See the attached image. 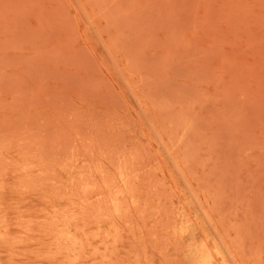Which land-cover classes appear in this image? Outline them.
Wrapping results in <instances>:
<instances>
[{
    "label": "rangeland",
    "instance_id": "obj_1",
    "mask_svg": "<svg viewBox=\"0 0 264 264\" xmlns=\"http://www.w3.org/2000/svg\"><path fill=\"white\" fill-rule=\"evenodd\" d=\"M188 213L264 260V0H0V264H189Z\"/></svg>",
    "mask_w": 264,
    "mask_h": 264
},
{
    "label": "bare ground",
    "instance_id": "obj_2",
    "mask_svg": "<svg viewBox=\"0 0 264 264\" xmlns=\"http://www.w3.org/2000/svg\"><path fill=\"white\" fill-rule=\"evenodd\" d=\"M196 198H197V196H195V199ZM197 200H199V199H197ZM199 203H201V201ZM202 206H203V204L201 205V207ZM206 212L207 211H205V213ZM208 215H209V213H208ZM207 219H208V217H207ZM181 220H186V221H190L191 220L192 221L190 224H188L187 226L184 227L185 228L184 234L181 236V241L188 243L187 250L189 251L188 252L189 264H245L243 262V260L241 261L240 258H239V256L236 254L238 248L241 249L240 247H243V246H240L239 247V246L236 245L238 248L235 247L234 249H236V252H234L235 250L233 251L229 247V245L227 244V241L224 239L225 236L222 237L219 234V231L216 230V226H213V231L211 232V231H209V229L205 228L204 225L201 222L197 221L196 219L192 220L191 219V216H190V213H188L187 215H182L181 216ZM209 221H211V219ZM211 223H212V221H211ZM54 225L56 227L62 226L57 231L59 233V234H57V237L62 238L64 240H67V241L68 240H71L72 235L78 233V228H76L73 225L72 221H70L68 218H60V219H57L54 222ZM227 232L224 233V234H226V237L228 235ZM236 233H237V231H236ZM239 233H240V231L238 232V234ZM256 233H258V231ZM243 234L244 233H242V234L240 233V235H238V236H241V235L243 236ZM247 234H250V233L248 232ZM234 236H232V237H234ZM245 236H243V237H245ZM253 236H255V235H253ZM253 236L252 237L251 236H248V239H246V241L249 240V242H251V240H252V242H253V240H254L253 239L254 238ZM249 237H251V238H249ZM234 238H236V237H234ZM238 238H239V240H242L243 239L242 237H241L242 239L240 237H238ZM255 240H256V238H255ZM256 243L254 241L253 244H256ZM231 244H235V242L233 243V241H232ZM239 245H240V243H239ZM258 245H259V243L256 244V245H252L253 249L251 250V252H249L248 250L247 251L245 250V252H248L246 254H248V255L254 254V256H255V253L256 254L257 253H264V251L263 252H260L262 249H260V247ZM246 246H247V248H249L248 246H250V245L248 244ZM257 246L259 247V250L257 249L258 248ZM254 248L257 249L258 251L257 250L254 251L255 250ZM252 251H254L255 253H253ZM250 253H252V254H250ZM244 255L245 254H242V252H241V256L242 257H245ZM255 257H257V256H255ZM260 257H261V255H260ZM247 259H249V258L247 257ZM257 260L261 264V261L262 260L260 261L258 258H257ZM254 262L255 261H253V263ZM262 262L264 264V260ZM254 264H256V262Z\"/></svg>",
    "mask_w": 264,
    "mask_h": 264
}]
</instances>
